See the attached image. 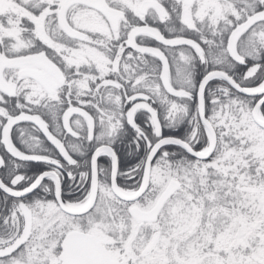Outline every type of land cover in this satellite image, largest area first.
I'll list each match as a JSON object with an SVG mask.
<instances>
[{
    "label": "snow or ice",
    "instance_id": "obj_1",
    "mask_svg": "<svg viewBox=\"0 0 264 264\" xmlns=\"http://www.w3.org/2000/svg\"><path fill=\"white\" fill-rule=\"evenodd\" d=\"M0 264H264V0H0Z\"/></svg>",
    "mask_w": 264,
    "mask_h": 264
}]
</instances>
